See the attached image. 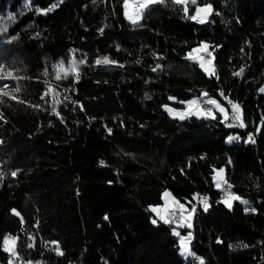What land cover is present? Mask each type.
<instances>
[{"label":"trees","instance_id":"16d2710c","mask_svg":"<svg viewBox=\"0 0 264 264\" xmlns=\"http://www.w3.org/2000/svg\"><path fill=\"white\" fill-rule=\"evenodd\" d=\"M198 2L213 5L204 24L165 0L133 25L122 0H0V68L23 77L0 80L16 97H0V238L19 236L25 260L184 264L172 225L153 224L148 210L168 188L182 201L196 193L209 198L207 212L192 201L191 247L204 264H264V0ZM202 41L219 46L216 76L185 59ZM104 55L118 65L96 66ZM85 58L78 82L54 80L53 65ZM157 63L162 68L154 72ZM240 67L243 75L234 76ZM46 79L61 100L69 97L59 116L40 99ZM221 91L241 106L247 127H226L218 112L216 119L179 120L162 107L171 96L207 92L229 109ZM231 133L239 139L228 143ZM249 133L255 143L247 142ZM219 167L255 212L238 201L231 209L219 203L212 181ZM47 241H58L64 255ZM8 260L0 250V264Z\"/></svg>","mask_w":264,"mask_h":264},{"label":"snow or ice","instance_id":"6c2138e0","mask_svg":"<svg viewBox=\"0 0 264 264\" xmlns=\"http://www.w3.org/2000/svg\"><path fill=\"white\" fill-rule=\"evenodd\" d=\"M95 2V0H94ZM165 3V0H122V9L123 15L125 18L132 23L133 25L138 24L145 16L147 10L150 9L152 5ZM171 3L174 5L182 6V11L184 16L194 22L199 24H204L207 22L208 16L213 14V5L210 2L199 3L198 0H171ZM194 6V11L192 14L190 13V7ZM219 15V13H215ZM100 32L103 33V28L100 29ZM216 47L209 44L208 42L202 41L196 47L192 48L185 56V59L194 61L199 65V67L207 73L210 77L216 76L215 66H214V50ZM119 50V47L117 48ZM243 51V49H241ZM153 55L157 59H163L161 55L153 53ZM86 63V58L81 59L79 61L72 59L69 62L60 61L58 64L53 65L52 75L55 81L66 80L69 77L74 79V82H78L80 78V67L81 65ZM118 62L111 59L109 56L104 55L100 56L95 60L96 66H107V65H116ZM123 67V65H119ZM162 68V65L157 63L153 67V71H157ZM244 73V68L240 67L238 71L233 72L234 76L240 77ZM44 76L47 78L49 76V72L47 69L44 71ZM218 78V77H217ZM5 79H23V77H17L13 75L12 71H7L3 68H0V80ZM46 90L41 94L40 99L45 100L46 103L49 104L51 111L53 114L59 116L58 106L62 104L64 101L69 100L68 96H64L63 100L60 99L61 93L57 91V86H54L47 79L45 80ZM9 86L4 84L0 87V97L8 96L10 99H16L14 95H12L11 91L7 89ZM15 92H19V86L14 88ZM68 89H64V92H67ZM260 92H264V88L260 89ZM219 95L231 105L230 111L221 104L217 99L211 98L207 92L201 93V97L192 99L186 102H181L186 104V108L182 111H177L172 108H169L167 105L163 106L164 110L173 115V118L179 120H185L187 118L196 117L198 119H216V113L218 112L222 116V121L225 123L226 127H239L245 128L247 127L243 111L241 106L238 103L232 102L228 97L221 91ZM47 97H51L50 100H46ZM207 99H203V98ZM170 100H175L174 97H169ZM72 103H78L71 101ZM205 105H209L211 107H205ZM33 107L39 108L40 105H33ZM81 110L83 107L81 105ZM0 119H3V115L0 114ZM261 125H264V117L261 118ZM257 131H260L258 128ZM108 132L111 133V129H108ZM228 141L231 142L235 139H239V137L229 136ZM247 142L255 143L254 137L252 133L248 134ZM2 143V141H0ZM231 163V161H229ZM103 164V161H101ZM214 176L213 180L215 182V187L223 193V196L219 203H223L229 209L232 208V204L234 201H239L244 205H248L249 201L243 199L240 195L235 194L231 191L232 185L229 184L225 178V169H213ZM17 175L16 171L11 172V176L15 177ZM3 176L0 175V179ZM162 199L164 200V204L162 206H149V211L154 213L156 217L164 224L173 225L172 234L175 237H178V246L179 252L182 256L192 257L194 254L191 249V241H192V233L189 231L186 235H182L178 229L181 228H192V223L194 216L197 212L196 204H193L192 201H196L197 204L202 206L203 211L207 212L210 207L209 198L205 195H201L196 193L192 197V201H187L186 203H181L179 200L175 199L171 196L170 192L165 191L162 194ZM245 211H249L248 208ZM251 211L255 212L256 209H251ZM13 215L21 217V223L23 224V217L21 214L15 210H11ZM105 219H108L105 216ZM153 224L157 223V219L152 220ZM39 222L33 227L38 228ZM28 239L32 241L27 244L28 248L35 247V236H29ZM20 237L12 234H5L2 238H0V250L7 253L9 255L8 264H39V262H33L31 260H25L19 251L17 250V246L19 243ZM221 241L218 239L217 243ZM46 246L50 245L51 250L56 253L58 256H63L64 252L59 246L58 241H47L45 242ZM244 247H248V245H243ZM198 264H204V260L200 257H196Z\"/></svg>","mask_w":264,"mask_h":264},{"label":"rangeland","instance_id":"374dc122","mask_svg":"<svg viewBox=\"0 0 264 264\" xmlns=\"http://www.w3.org/2000/svg\"><path fill=\"white\" fill-rule=\"evenodd\" d=\"M203 4V3H202ZM193 11H194V9H193ZM125 17V16H124ZM209 17V16H208ZM126 19V18H125ZM208 19V18H207ZM126 21L127 22H129L127 19H126ZM130 23V22H129ZM198 45V44H197ZM197 45H195L194 47H196ZM194 47H192V48H194ZM97 59V58H96ZM96 59H94V61H93V63H95V60ZM261 88H264V83H263V85L260 87V89ZM171 97H173V96H171ZM199 97H201V94L199 95V96H192V97H190V98H188V99H177V98H175V100H170L169 99V101H167V102H164L163 104H162V107L163 106H165V105H167L169 108H172V109H174V110H177V111H182V110H184L185 108H186V104L185 103H181L182 101L183 102H186V101H189V100H192V99H196V98H199ZM206 98V97H205ZM205 98H203V99H205ZM211 98H213V97H211ZM207 99V98H206ZM215 99V98H214ZM222 104V103H221ZM223 106H225L224 104H222ZM208 107H211V106H209L208 105ZM226 108H227V106H225ZM163 109H164V107H163ZM228 109V108H227ZM167 112V111H166ZM171 117H173V115H171L169 112H167ZM229 136H234V137H239V135L237 134V133H231V134H229L228 136H227V138L229 137ZM226 138V142H228L229 143V141H228V139ZM236 140H238V139H235V140H233V141H236ZM220 168H224V167H219V168H215V169H220ZM225 169V168H224ZM213 176H214V172H213V174H212V181H213V184H214V186H215V182H214V180H213ZM165 191H168V192H170V194H171V196L172 197H174L175 199H177V200H179L181 203H186L187 201H182V200H180V199H178L176 196H174L173 195V193L168 189V188H165V189H163L162 190V192H161V202L160 203H156V204H151L150 206H162L163 204H164V200L162 199V194L165 192ZM236 194V193H235ZM243 199H246V200H248L249 201V203H248V205H244V204H242V203H240L239 201V203L242 205V207L244 208V209H246V208H248V209H251L252 208V202L248 199V198H246V197H243V196H241ZM222 198V197H221ZM220 198V199H221ZM193 203V202H192ZM234 203V202H233ZM194 204V203H193ZM233 205V204H232ZM154 214V213H153ZM152 219H158V217H156L155 216V214H154V217L152 218ZM194 220V219H193ZM174 226L172 225L171 226V235L173 236V234H172V228H173ZM193 228H194V225H193V223H192V228L191 229H188V228H181V229H178L180 232H181V234L182 235H186L189 231H191V233H192V241H191V245H192V242H193V239H194V233H193ZM9 234V233H8ZM175 239H176V241H177V244H178V240H179V238L178 237H175V236H173ZM191 249H192V247H191ZM192 252H193V256L192 257H185V256H182L181 254H180V252H179V246H178V253L180 254V256L183 258V260H184V264H198V261L195 259V256L196 257H199L198 255H196L195 253H194V251L192 250Z\"/></svg>","mask_w":264,"mask_h":264},{"label":"built area","instance_id":"2783aa9c","mask_svg":"<svg viewBox=\"0 0 264 264\" xmlns=\"http://www.w3.org/2000/svg\"><path fill=\"white\" fill-rule=\"evenodd\" d=\"M205 107H208V105H205ZM230 109H231V107H229V111H230ZM237 128H239V127H237ZM254 137V136H253ZM228 182V181H227ZM229 183V182H228ZM230 184V183H229ZM231 190H232V188H231ZM220 193H221V197L223 196V193L220 191Z\"/></svg>","mask_w":264,"mask_h":264},{"label":"water","instance_id":"95a60500","mask_svg":"<svg viewBox=\"0 0 264 264\" xmlns=\"http://www.w3.org/2000/svg\"><path fill=\"white\" fill-rule=\"evenodd\" d=\"M116 65H118V64H116Z\"/></svg>","mask_w":264,"mask_h":264}]
</instances>
